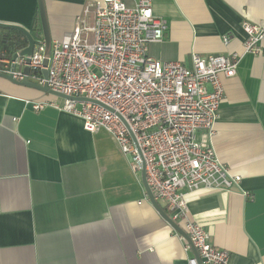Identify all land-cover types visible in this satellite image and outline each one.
Segmentation results:
<instances>
[{
	"label": "crops",
	"instance_id": "0c3cea01",
	"mask_svg": "<svg viewBox=\"0 0 264 264\" xmlns=\"http://www.w3.org/2000/svg\"><path fill=\"white\" fill-rule=\"evenodd\" d=\"M96 1L43 0L51 42L71 33ZM151 3L167 24L163 41L149 46L154 60L189 67L191 54L242 55L235 76H220L224 95L211 143L252 199L198 190L186 201L189 219L228 253L227 264H264V42L261 54H243L241 27L264 28V0ZM37 18V0H0L1 25L39 40ZM0 38L9 45L25 40L16 30L0 29ZM52 99L0 79V264H188L192 251L147 199L130 157L109 134L86 132L75 116L32 109ZM196 139L209 145L205 131Z\"/></svg>",
	"mask_w": 264,
	"mask_h": 264
},
{
	"label": "built area",
	"instance_id": "2783aa9c",
	"mask_svg": "<svg viewBox=\"0 0 264 264\" xmlns=\"http://www.w3.org/2000/svg\"><path fill=\"white\" fill-rule=\"evenodd\" d=\"M128 1L133 4L98 0L87 6L71 33L50 43L45 68L40 38L30 58L13 60L0 54V73L22 81L27 67L29 81L89 100L60 102L54 97L33 103L32 109L54 108L79 118L88 133L109 134L130 157L136 173L143 159L154 200L188 236L201 264H227L228 253L215 248L204 229L189 219L186 196L198 190L238 191L252 199L241 190V177L219 160L211 143L224 95L220 76H235L242 55L191 54L189 67L156 61L149 56V46L163 41L167 24L153 14L151 0ZM241 27L247 36L243 54H261L264 28L246 21ZM228 42L224 37L223 43ZM199 130L208 135V146L197 143ZM177 236L189 250V244ZM188 264L197 263L190 258Z\"/></svg>",
	"mask_w": 264,
	"mask_h": 264
},
{
	"label": "water",
	"instance_id": "95a60500",
	"mask_svg": "<svg viewBox=\"0 0 264 264\" xmlns=\"http://www.w3.org/2000/svg\"><path fill=\"white\" fill-rule=\"evenodd\" d=\"M37 11H38V17H39V23H40V31H41V38L44 42L45 45V53L44 54V63H43V67L45 68L47 66V58L49 56V52H50V43H51V37H50V33H49V27H48V21H47V16H46V11H45V6L43 3V0H37ZM0 29L3 30H11V31H15L19 32L23 35V37L25 38L27 45L19 50L18 52L14 53L12 56V59H16V56H25L26 58H30L33 52V47L34 45H36L38 42L37 40L26 30H24L23 28L19 27V26H15V25H8V24H2L0 23ZM23 74L25 75V77L23 78L22 81H15L13 80L9 75H5V74H1L0 73V79H3V81H7L10 84L17 86L18 87H23V88H27V89H32V90H36L39 91L41 93L53 96L55 98H60L63 100H70V101H77V102H89V100H86L84 98H74V97H67L64 96L63 94H59L57 92H54L52 90H50L45 84L43 86H40L36 83H33L31 81H29L28 79V75H29V69L27 67H25L23 69ZM42 76L44 79L47 78V73L45 70L42 71ZM94 104L97 105H101L98 102H92ZM111 112V110H108ZM133 142L137 148V151L141 157V152L132 136V134H130ZM142 158V157H141ZM142 163H141V168H140V178H141V182L142 185L144 187L147 199L150 201L151 205L153 206V208L156 210V212L159 214V216L177 233L179 234L190 246V250L193 253V257L196 260L197 264H201L199 257L197 255L196 250L194 249V247L192 246L189 238H187L188 236L185 235V233L177 226L175 225V223L173 221L170 220V218L167 216V214L164 212V210L161 208V206L158 204V202H156L150 192L149 187L147 186L146 180H145V172H144V163H143V159H141Z\"/></svg>",
	"mask_w": 264,
	"mask_h": 264
},
{
	"label": "trees",
	"instance_id": "16d2710c",
	"mask_svg": "<svg viewBox=\"0 0 264 264\" xmlns=\"http://www.w3.org/2000/svg\"><path fill=\"white\" fill-rule=\"evenodd\" d=\"M33 31L36 33V35L40 32V27H39V21L38 18L35 20L33 24ZM5 41V42H4ZM26 46V41L24 40L22 43L14 42L11 45H9L6 40L0 38V50L3 52L4 55L7 56L8 58H11L14 53L18 52L19 50L23 49Z\"/></svg>",
	"mask_w": 264,
	"mask_h": 264
},
{
	"label": "rangeland",
	"instance_id": "374dc122",
	"mask_svg": "<svg viewBox=\"0 0 264 264\" xmlns=\"http://www.w3.org/2000/svg\"><path fill=\"white\" fill-rule=\"evenodd\" d=\"M57 100H58V101H60V102H62V101H63V99H60V98H57Z\"/></svg>",
	"mask_w": 264,
	"mask_h": 264
}]
</instances>
